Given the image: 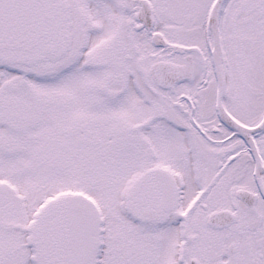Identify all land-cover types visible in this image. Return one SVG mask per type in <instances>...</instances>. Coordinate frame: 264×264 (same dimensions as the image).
<instances>
[{
    "label": "snow or ice",
    "instance_id": "1",
    "mask_svg": "<svg viewBox=\"0 0 264 264\" xmlns=\"http://www.w3.org/2000/svg\"><path fill=\"white\" fill-rule=\"evenodd\" d=\"M0 264H264V0H0Z\"/></svg>",
    "mask_w": 264,
    "mask_h": 264
}]
</instances>
